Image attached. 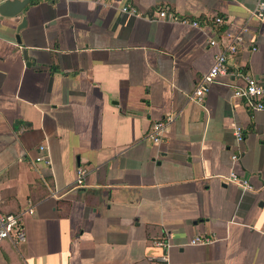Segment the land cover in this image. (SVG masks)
<instances>
[{"label":"crops","instance_id":"crops-1","mask_svg":"<svg viewBox=\"0 0 264 264\" xmlns=\"http://www.w3.org/2000/svg\"><path fill=\"white\" fill-rule=\"evenodd\" d=\"M257 2L30 0L22 29L0 14V210L35 209L0 264H264V111L234 96L244 81L230 73L190 98L218 54L209 41ZM130 4L148 18L123 14ZM159 7L205 27L153 20ZM229 66L264 84V25L251 22ZM170 116L164 141L147 139Z\"/></svg>","mask_w":264,"mask_h":264},{"label":"built area","instance_id":"built-area-1","mask_svg":"<svg viewBox=\"0 0 264 264\" xmlns=\"http://www.w3.org/2000/svg\"><path fill=\"white\" fill-rule=\"evenodd\" d=\"M123 14H127L135 17H147L144 13L133 5H126L121 8ZM148 18V17H147ZM164 19L172 22L189 24L193 27H205V23L199 19H189L185 17H179L175 13L171 12L168 7H159L156 11V16L153 20ZM257 21L264 25V0H258L254 8L250 11L249 16L245 21L236 27L235 30H227L222 33L218 39L213 38L209 41L210 45L218 48V54L216 55L214 65L212 68L204 73L191 95V100L202 104L205 97L211 90V86L217 81V78L231 74L236 78H241L244 81L243 85H238L234 89V96L236 98H242L246 102L247 106L252 111H264V84L253 75L248 74L242 69L231 70L229 66L230 58L234 57L239 47L245 41V35L249 32L251 22ZM215 25H222L225 23V19L221 16H215L213 19ZM172 116L166 120H159L153 123L150 132L147 135L152 143L159 145L164 141L165 131L168 123L172 120ZM234 134L238 142H242L244 139L243 128L241 126H235ZM234 161L239 160V155H233ZM37 162H45L51 164L47 148L45 146L39 147V155ZM89 173V169L86 167H80L77 172V181L75 187H81L84 184L85 178ZM226 180L230 183L238 185L243 193L254 190L253 185L249 180L239 176L237 173L232 172ZM2 202V196L0 193V203ZM35 212L34 206L30 205L27 209L21 213L5 214L0 210V244L9 240L15 245H21L26 242L27 235L22 228V219L24 214H33ZM213 242V239L203 236H198L190 242L191 245L203 246ZM158 246L169 249L171 245L165 241H156ZM159 262L161 264H168L169 258L167 255L160 257Z\"/></svg>","mask_w":264,"mask_h":264},{"label":"water","instance_id":"water-1","mask_svg":"<svg viewBox=\"0 0 264 264\" xmlns=\"http://www.w3.org/2000/svg\"><path fill=\"white\" fill-rule=\"evenodd\" d=\"M30 0H0V14L7 18H21L19 29L26 26V18L23 17Z\"/></svg>","mask_w":264,"mask_h":264}]
</instances>
